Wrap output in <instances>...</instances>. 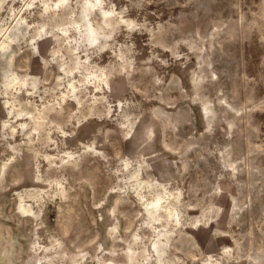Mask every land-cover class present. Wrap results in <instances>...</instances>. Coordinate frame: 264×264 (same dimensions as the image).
<instances>
[{"label":"rangeland","instance_id":"obj_1","mask_svg":"<svg viewBox=\"0 0 264 264\" xmlns=\"http://www.w3.org/2000/svg\"><path fill=\"white\" fill-rule=\"evenodd\" d=\"M86 1L0 0V264H264V0Z\"/></svg>","mask_w":264,"mask_h":264},{"label":"bare ground","instance_id":"obj_2","mask_svg":"<svg viewBox=\"0 0 264 264\" xmlns=\"http://www.w3.org/2000/svg\"><path fill=\"white\" fill-rule=\"evenodd\" d=\"M71 0H57V4L68 7ZM72 8V7H71ZM91 16V18H89ZM92 16H94L98 21L94 22ZM74 19V18H73ZM72 19V20H73ZM74 21V20H73ZM75 22V21H74ZM77 22V21H76ZM115 18L111 15L110 11L106 10L105 8L100 7V4L96 0H88L83 4V10L80 14V19L77 22L78 23V30L81 34L82 41L86 42V45L88 44H95L98 39L105 38L104 36V30L106 29H112L116 25ZM18 24V23H17ZM15 27V26H14ZM42 33V32H41ZM79 34V35H80ZM104 36V37H103ZM80 37V36H79ZM80 37V38H81ZM85 45V46H86ZM95 46V45H94ZM4 45H2L1 48H3ZM2 50V49H1ZM41 53V51H40ZM42 60V58H41ZM41 63V62H40ZM68 63V62H67ZM65 66V64H64ZM11 73V72H10ZM6 75V74H5ZM10 75V74H9ZM94 75V74H93ZM91 76V75H90ZM36 77V76H35ZM11 79V78H10ZM14 80V77L12 78ZM3 80V78H2ZM17 80V79H15ZM93 80V79H92ZM36 81V80H35ZM11 83V82H10ZM119 85V84H118ZM71 86V84L69 85ZM73 86V85H72ZM119 88V87H118ZM74 89V88H72ZM144 116V115H143ZM142 116V118H143ZM153 117V116H152ZM143 121V120H142ZM145 122V119L144 121ZM136 124V123H134ZM133 124V125H134ZM139 124V123H138ZM141 125V124H140ZM146 127V126H145ZM132 128H135L132 126ZM142 128V127H141ZM138 129V128H136ZM150 129V128H149ZM148 129V130H149ZM137 130V132H140ZM143 130V129H142ZM132 132V131H131ZM148 132V131H147ZM133 133V132H132ZM135 134V133H134ZM140 134V133H139ZM138 134V135H139ZM132 135V134H131ZM136 135V134H135ZM137 136V135H136ZM142 137V136H141ZM154 137V136H153ZM146 138V137H145ZM154 139V138H153ZM151 140V139H150ZM140 146V145H139ZM147 183V182H146ZM162 208V204L160 200L155 201L150 207H147V213L150 217V220L153 221L159 220L161 218V214L157 215L158 211ZM169 212V211H167ZM169 215V214H167ZM151 224V223H150ZM168 237V236H167ZM157 249V246H156ZM134 253H131V255ZM161 254V253H160ZM144 256V254H143ZM157 256V255H156ZM132 259L134 257H131ZM172 264V263H171Z\"/></svg>","mask_w":264,"mask_h":264}]
</instances>
